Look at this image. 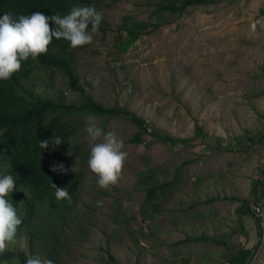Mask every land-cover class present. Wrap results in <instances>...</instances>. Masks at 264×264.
<instances>
[{
	"label": "rangeland",
	"instance_id": "obj_1",
	"mask_svg": "<svg viewBox=\"0 0 264 264\" xmlns=\"http://www.w3.org/2000/svg\"><path fill=\"white\" fill-rule=\"evenodd\" d=\"M158 2L162 0H121L111 9L105 8L110 1L104 2L107 30L93 34L92 43L75 54L79 83L103 107H124L150 129L192 141L171 147L144 134L137 145L131 140L139 128L129 119L111 118L104 129L124 140L127 159L118 185L104 190L83 158L90 150L89 121L77 118L84 125L77 139L82 156L67 157L75 171L84 173L77 204L83 231L73 243L77 226L62 233L65 249L57 264H112L104 249L120 264H229L246 241L257 238L255 219L239 213L240 203L223 198L249 199L251 205L263 200L255 201L253 189L261 188L257 182L264 178V140L251 145L247 138L264 134V0H215L183 14L163 11L169 23L141 36L116 60L127 36L120 29L124 18L154 22L159 18L153 4ZM49 72L36 73L27 82L36 93ZM56 84L67 87L66 76L59 75ZM65 100L80 99L73 93ZM92 122L101 127L103 119ZM198 127L204 136L198 137ZM146 171L156 184L177 175L171 193L152 203L159 211L146 208L151 220L141 212ZM96 190L107 196L98 198ZM248 229L254 230L251 236ZM198 237L212 241L176 244ZM14 246L29 251L24 238ZM248 264H264V235Z\"/></svg>",
	"mask_w": 264,
	"mask_h": 264
},
{
	"label": "trees",
	"instance_id": "obj_2",
	"mask_svg": "<svg viewBox=\"0 0 264 264\" xmlns=\"http://www.w3.org/2000/svg\"><path fill=\"white\" fill-rule=\"evenodd\" d=\"M106 1H110L111 5L108 4L105 8L111 9L121 0H0V9L16 17L32 14L36 11L50 16L53 14L61 15V12L65 11L69 13L74 5L78 4V6H92L101 13ZM214 1L181 0V3L177 5L170 0H162V2L153 4L160 20L156 19L151 23L141 22L131 16L125 17L120 29L121 32L127 33V36L121 41L114 57L118 61L121 60L123 54L141 36L150 34L151 31L159 29L163 24L169 23V19L164 16L163 11L171 14H183L189 7L213 4ZM260 15L264 16V9L260 10ZM107 25L108 23L103 18L98 31L107 30L105 28ZM150 25L153 30L147 31ZM51 44L52 49L61 56L57 61L59 69L64 71L69 77L67 91L78 95V100L80 99L78 102L67 103L64 92H62L61 96H56L50 101L41 95H36L27 82L33 81L31 78L33 72L40 68L42 64H46L41 63L42 56L35 61H27L22 68L23 73L19 72L12 79L0 82V174H10L16 182V188L7 198L13 205H19L25 211L23 226L21 231L18 230L17 232L16 241L24 238L29 242V251L27 253L19 251L14 245H11L8 252L0 255V264H26L28 256H43L44 254V257L52 259L54 264L59 263V256L62 250L65 249L62 233L68 232L70 226H60L64 222L65 216L56 211L57 206L54 201L49 202L51 193L48 190L54 181L72 184L79 200L84 173L83 171H71L73 166L67 157L69 155L74 158L82 156V145L78 143L77 139L79 138V131L83 129L84 125L77 118L84 119L92 115L95 119H103L101 125L103 129L111 118L129 119L139 128V131L131 140L132 143L137 145L142 144L144 134L151 135L171 147L178 144L184 145L192 141L186 138L161 134V132L158 133L156 130L150 129L149 123L142 117L137 116L124 107L118 105L111 108L103 107L91 94L84 90L79 83L78 76L74 74L73 66H77L75 54L78 51L77 49H82L85 46L74 49L70 47L68 41L55 38H53ZM258 116L260 117L261 114L258 113ZM197 130L198 137L204 136L202 128L198 127ZM57 137L62 140L59 146L51 143ZM68 137L74 138L72 145L68 142ZM247 139L253 145L258 141H263L264 134L258 136L257 139L254 137H248ZM44 140L50 142L47 149L40 148V141ZM241 144L242 142L236 139V145L240 146ZM226 149L227 151L232 150L230 147ZM89 153L90 150L83 156L84 162L88 161ZM143 160L148 162L149 158L144 157ZM61 163L68 169L66 173L61 174L51 171L54 165ZM142 175L145 178L147 187L141 212L144 220H151L153 217L149 216L146 208L151 207L153 213L159 211L156 204L152 203L161 196L165 197L166 193H171L170 188L176 184L177 175L172 181L158 184H156L158 180H155L152 172L146 171ZM257 184L261 185L259 194L263 197L264 178L258 181ZM253 192L255 201H257L258 190L256 186ZM96 193L98 198L107 196L105 191L96 190ZM220 199L218 197L213 200ZM223 199L240 203L239 213L243 217H252L256 221L257 238L252 237L246 241L245 245L228 260L229 264H248L254 251L261 244L263 230L259 226L260 219L255 215L249 199L235 197H224ZM87 209H89L88 206ZM72 212L75 214L73 226H77L76 230L78 231L76 235L70 238L73 243L77 241L83 228L78 226L81 216L76 205L72 207ZM53 215L55 218H51ZM113 220L117 222L116 218H113ZM197 240L212 241L208 237H198L186 238L176 244H186ZM217 243L219 244L220 242L217 241ZM36 247L39 248L38 251H35ZM104 252L112 264H120L114 256L109 254L108 249H104Z\"/></svg>",
	"mask_w": 264,
	"mask_h": 264
},
{
	"label": "clouds",
	"instance_id": "obj_3",
	"mask_svg": "<svg viewBox=\"0 0 264 264\" xmlns=\"http://www.w3.org/2000/svg\"><path fill=\"white\" fill-rule=\"evenodd\" d=\"M102 19V14L94 7L78 6V4L74 5L69 13L65 11L61 12V15L50 16L36 11L16 17L0 9V82L12 79L17 73L22 72L27 61H35L42 56L41 63L46 64L37 68L31 78L34 79L36 73L48 70L50 72L48 82L42 85V88L39 86L38 93L34 91L36 95H41L50 101L56 96H61L62 92L65 96L73 94L67 91L69 77L59 69L57 61L61 56L52 49L51 43L55 38L68 41L70 47L74 49L89 45L93 41V34L98 32ZM73 69L74 74L78 76L77 66H73ZM61 74L67 78V87L56 84ZM43 90L51 96L43 95L41 93ZM86 119L89 123L85 131L90 143L88 168L98 177V186L101 189L110 190L111 187L118 185L123 174L127 159V152L123 151L125 142L114 130L106 131L92 122L95 120L94 116L89 115ZM68 142L72 145L74 138L68 137ZM49 143L47 140L40 141V148L47 149ZM51 143L59 146L62 140L57 137ZM51 171L64 174L68 169L61 163L54 165ZM71 171L74 172V167ZM15 188L16 182L12 175L0 174V255L8 252L10 246L16 243L17 232L21 231L24 222V209L19 205H13L7 199ZM48 192L51 193L49 202L54 201L57 206L56 211L65 216L60 226H73L75 214L72 212V207L77 206L79 200L72 184L54 181ZM26 264H54V262L50 258L33 255L28 256Z\"/></svg>",
	"mask_w": 264,
	"mask_h": 264
},
{
	"label": "built area",
	"instance_id": "obj_4",
	"mask_svg": "<svg viewBox=\"0 0 264 264\" xmlns=\"http://www.w3.org/2000/svg\"><path fill=\"white\" fill-rule=\"evenodd\" d=\"M253 211L255 215L260 219L259 226L263 230L264 235V198L262 200V203L255 202L252 204ZM263 241V236L261 237V242Z\"/></svg>",
	"mask_w": 264,
	"mask_h": 264
},
{
	"label": "crops",
	"instance_id": "obj_5",
	"mask_svg": "<svg viewBox=\"0 0 264 264\" xmlns=\"http://www.w3.org/2000/svg\"><path fill=\"white\" fill-rule=\"evenodd\" d=\"M258 190H260V188L258 189ZM260 197H261V195L259 194V191H258V193H257V198H258V200H260ZM263 198V197H262ZM256 227V226H255ZM248 231V233L250 234V236L253 234V231L254 230H247ZM255 232H256V229H255Z\"/></svg>",
	"mask_w": 264,
	"mask_h": 264
}]
</instances>
